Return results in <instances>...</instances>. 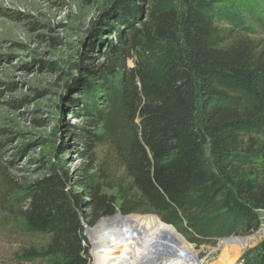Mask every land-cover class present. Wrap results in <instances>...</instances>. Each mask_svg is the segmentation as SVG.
Wrapping results in <instances>:
<instances>
[{
  "label": "rangeland",
  "instance_id": "rangeland-1",
  "mask_svg": "<svg viewBox=\"0 0 264 264\" xmlns=\"http://www.w3.org/2000/svg\"><path fill=\"white\" fill-rule=\"evenodd\" d=\"M119 1L0 0V264H52V258L38 255L50 236L29 232L22 217L31 185L52 174L66 175L71 203L82 198L83 231L112 223L125 233L134 224L146 229L140 219H155L174 234L187 258L257 264L253 250L264 240V212L257 213L255 229L247 231L220 210L219 199L198 208L192 225L185 219L171 224L156 215H123L120 207L136 192L131 144L140 129L139 71L154 73L156 61L170 48L167 40L146 38L143 24L153 12L171 11L181 30L193 5L214 13L227 30L261 40L264 0H133L140 14L128 23L114 21ZM230 96L221 105H248L244 95ZM86 133L91 134L88 146L80 137ZM246 136L264 144V128ZM204 153L213 172L208 143ZM241 164L260 174L264 155L248 156ZM82 181L98 188L101 208L96 209L94 189ZM107 206L112 214L103 215ZM95 213L99 218L91 223ZM242 239L245 248L239 245Z\"/></svg>",
  "mask_w": 264,
  "mask_h": 264
},
{
  "label": "trees",
  "instance_id": "trees-1",
  "mask_svg": "<svg viewBox=\"0 0 264 264\" xmlns=\"http://www.w3.org/2000/svg\"><path fill=\"white\" fill-rule=\"evenodd\" d=\"M113 14L115 22L128 23L140 12L133 0H120ZM175 15L153 12L143 24L146 38L155 35L170 42V48L156 61L154 73L138 70L143 100L139 133L131 144L136 192L122 199L120 212L156 215L171 224L185 219L192 225L198 208L219 199L220 210L233 224L253 230L257 213L264 212V165L260 174H253L241 162L259 152L264 155V144L246 136L264 128V38L227 30L214 13L193 5H188L181 30ZM231 92L244 95L248 105H221ZM90 136H80L86 146ZM206 143L213 172L206 166ZM65 182L66 175L57 174L34 182L22 217L29 232L50 236L39 256L52 258V264H88L82 246V198L71 203ZM80 183L94 189L96 209L101 208L98 188ZM110 214L107 206L103 215ZM98 218L92 214L91 223ZM253 251L257 264H264V240Z\"/></svg>",
  "mask_w": 264,
  "mask_h": 264
},
{
  "label": "built area",
  "instance_id": "built-area-1",
  "mask_svg": "<svg viewBox=\"0 0 264 264\" xmlns=\"http://www.w3.org/2000/svg\"><path fill=\"white\" fill-rule=\"evenodd\" d=\"M117 225L104 223L84 229L82 246L85 250V257L87 258L88 264H142V254H134L133 252H127L123 249L125 245L139 241L136 237H131L135 227L128 229L129 231L131 230V236L128 237L125 236L124 233L120 234L116 231ZM174 256L177 255L175 254ZM197 259L199 258L197 257ZM155 263L196 264L192 261L184 262L178 259V257H167L165 254L161 253L158 254ZM204 264L206 263L204 262Z\"/></svg>",
  "mask_w": 264,
  "mask_h": 264
},
{
  "label": "bare ground",
  "instance_id": "bare-ground-1",
  "mask_svg": "<svg viewBox=\"0 0 264 264\" xmlns=\"http://www.w3.org/2000/svg\"><path fill=\"white\" fill-rule=\"evenodd\" d=\"M142 221L143 226H145L146 229L141 230L136 228L133 231L134 235L137 233L135 237L139 239V241L133 243L131 242L130 244L125 245L123 248L127 252L142 254V264H156L155 260L158 258V254L160 253L165 254L167 257H178V259L184 262L192 261L196 264H204L203 261L196 259L194 256L187 258L188 256H186L184 252L180 251L181 247L177 248V238L174 236V234L168 228L164 227L158 220H139V222ZM130 223L131 222H128V224ZM134 225V227H136V224ZM120 234H123V232ZM124 235L130 237V233L128 232H125ZM175 254L177 256H174Z\"/></svg>",
  "mask_w": 264,
  "mask_h": 264
},
{
  "label": "water",
  "instance_id": "water-1",
  "mask_svg": "<svg viewBox=\"0 0 264 264\" xmlns=\"http://www.w3.org/2000/svg\"><path fill=\"white\" fill-rule=\"evenodd\" d=\"M239 245H240L241 247H244V245H246V244H245V240L242 239V240L239 242Z\"/></svg>",
  "mask_w": 264,
  "mask_h": 264
}]
</instances>
